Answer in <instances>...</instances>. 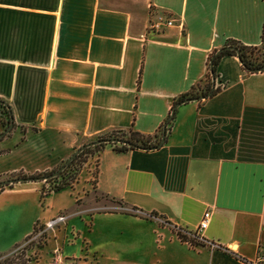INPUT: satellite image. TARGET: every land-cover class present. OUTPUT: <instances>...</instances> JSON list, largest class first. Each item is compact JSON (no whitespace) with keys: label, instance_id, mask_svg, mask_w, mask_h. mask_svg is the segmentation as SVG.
<instances>
[{"label":"crops","instance_id":"1","mask_svg":"<svg viewBox=\"0 0 264 264\" xmlns=\"http://www.w3.org/2000/svg\"><path fill=\"white\" fill-rule=\"evenodd\" d=\"M158 13L181 28H149ZM263 24L264 0H0V98L13 120L0 137V180L50 170L110 129L154 132L172 99L203 77L212 49L229 38L258 44ZM213 86L175 107L158 147L104 145L90 155L91 190L67 214L86 212L112 229L85 235V255L246 264L264 253V69L247 72L236 55H222ZM42 182L0 187L1 253L39 222Z\"/></svg>","mask_w":264,"mask_h":264},{"label":"rangeland","instance_id":"2","mask_svg":"<svg viewBox=\"0 0 264 264\" xmlns=\"http://www.w3.org/2000/svg\"><path fill=\"white\" fill-rule=\"evenodd\" d=\"M89 156H86L83 161H77L72 166L71 172L74 173V179L70 185H65L54 191L51 190L42 197L39 195V222H37L34 231H31L23 241L6 253L8 257L15 260L19 254L22 257L29 256L28 264H122V262L112 259L94 260L91 254L85 255L82 251L85 246L82 238L85 235H90L94 239L96 233L98 236L102 234V230L112 229L111 223H105L102 227V221L91 219L86 212L81 215L78 213L67 214L70 210L79 207L76 203L85 202L87 200L85 195L91 190L90 173L92 175L94 172L95 160ZM42 181V189L47 191L49 183L45 180ZM36 185L40 187L38 182ZM58 214L68 216L52 227L45 228L43 224H40L41 220L54 218ZM36 243H42L41 247L36 246ZM63 244L64 249H61ZM105 245L109 249L113 247L111 243ZM76 254L80 256H76Z\"/></svg>","mask_w":264,"mask_h":264},{"label":"trees","instance_id":"3","mask_svg":"<svg viewBox=\"0 0 264 264\" xmlns=\"http://www.w3.org/2000/svg\"><path fill=\"white\" fill-rule=\"evenodd\" d=\"M263 39H264V24L261 29L260 42L258 44H245L237 39L229 38L223 43V45L219 47L221 48L219 51H217L218 48L212 49L206 59V71L203 77L199 81L191 85L188 90L179 93L177 96H175L171 101V107L174 105V103L181 102L183 99L187 97L200 98V96H203L204 98L206 96L213 94L218 89L217 86H213L212 76L216 75V64L222 55H226V54L236 55L241 64V67L245 69L247 72L263 70L264 69ZM210 61H211V65H209ZM10 116H11V109L9 104L4 99L0 98V123L2 125V128L8 125L10 121ZM173 116L174 113L169 117V119L166 118L167 120L165 119L163 121L165 122V131L166 129H168ZM162 124L163 123H161L157 127V129L152 133H143L137 131L132 127H128L127 129H110L108 131L95 135L91 140L104 139V138H118V139H122L123 141H108V142L98 141L94 144L84 146L68 161V163L64 166V168L61 169L56 175L44 179L49 183V187L47 188L46 191L43 190L41 186L40 197H42L44 194H47L51 190L54 191L65 185H70L71 181L74 179L73 176L74 173L71 172L72 166H74L77 163V161H83L86 156L97 153L104 145H109L111 146L112 149L116 151H121L136 147L144 148V149L158 147L159 145L157 146V143L160 140L162 134V130H161ZM62 162L63 160L56 167L50 170L38 171L29 174L18 172L12 176L23 177V178L31 177L32 179H35L37 177L41 178L43 175H47L50 172H52ZM94 175H95V169L94 172L92 173V178ZM38 180H43V179H38ZM0 187H2V185H0ZM36 224L37 221H35V223L33 224L31 231L35 230ZM176 233L181 240L187 241L191 246L202 243L201 241H198L202 239L198 238L195 234H193L191 238H188L187 236L181 234L178 231H176ZM40 245H42V243H36V246L41 247ZM28 261H30L29 256L22 257V255L19 254L17 258L13 260V258L8 257L6 253L0 252V264H28Z\"/></svg>","mask_w":264,"mask_h":264},{"label":"built area","instance_id":"4","mask_svg":"<svg viewBox=\"0 0 264 264\" xmlns=\"http://www.w3.org/2000/svg\"><path fill=\"white\" fill-rule=\"evenodd\" d=\"M173 25L179 26L181 28L182 22L180 19H176L172 16H168V15H165L163 13H158L148 23V27L153 29V30H160L162 27H168V26H173ZM209 213H210L209 209H205L202 212L201 217H200L198 224H197V230H201L207 225ZM67 216L68 215H66V214H58L54 218H50L47 221H45L43 226L45 228L46 227H52L53 225L57 224L58 222L65 220ZM56 260H58V258H56ZM263 260H264V253L258 252L254 259L247 260V261H245V263L246 264H263Z\"/></svg>","mask_w":264,"mask_h":264},{"label":"water","instance_id":"5","mask_svg":"<svg viewBox=\"0 0 264 264\" xmlns=\"http://www.w3.org/2000/svg\"><path fill=\"white\" fill-rule=\"evenodd\" d=\"M263 48H264V39H263ZM221 48H218L217 49V51H219ZM209 65H211V61H210V63H209ZM213 79H214V76H212V82H213ZM198 97H187V98H185V99H183L181 102H184V101H187V100H191V99H197ZM200 98H203V96H200ZM181 102H176V103H174V105L170 108V111H169V114H168V116H167V119H169V117L171 116V115H173V113H174V110H175V107L179 104V103H181ZM166 119V120H167ZM12 124H13V120H12V118H11V116H10V121H9V123H8V125L7 126H5L1 131H0V137L4 134V133H6L7 131H9V129L11 128V126H12ZM161 130H162V134H161V137H160V140L158 141V143H157V146L158 145H161L163 142H164V140H165V122H163V124H162V128H161ZM98 141H106V142H108V141H123L122 139H118V138H104V139H95V140H91V141H87V142H85V143H82V144H80L79 146H77L76 148H74L70 153H69V155L63 160V162L57 167V168H55L52 172H50L49 174H47V175H43L41 178H35V179H45V178H47V177H51V176H54V175H56L61 169H63L64 168V166L68 163V161L77 153V152H79L84 146H88V145H91V144H94V143H96V142H98ZM27 179H32L31 177H10V178H6V179H2V180H0V185H4V184H6V183H8V182H13V181H21V180H27Z\"/></svg>","mask_w":264,"mask_h":264}]
</instances>
